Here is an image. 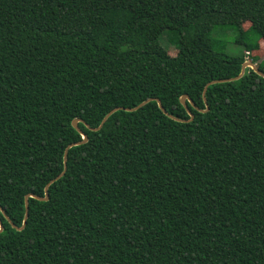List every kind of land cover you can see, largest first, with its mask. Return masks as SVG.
I'll list each match as a JSON object with an SVG mask.
<instances>
[{
  "label": "trees",
  "instance_id": "1",
  "mask_svg": "<svg viewBox=\"0 0 264 264\" xmlns=\"http://www.w3.org/2000/svg\"><path fill=\"white\" fill-rule=\"evenodd\" d=\"M261 39L264 0H0V207L17 226L83 140L74 119L197 107L79 122L88 140L26 227L0 208V264H264V77L211 84L203 111Z\"/></svg>",
  "mask_w": 264,
  "mask_h": 264
},
{
  "label": "water",
  "instance_id": "2",
  "mask_svg": "<svg viewBox=\"0 0 264 264\" xmlns=\"http://www.w3.org/2000/svg\"><path fill=\"white\" fill-rule=\"evenodd\" d=\"M250 67L252 68L253 70H255L257 73H259L261 76L264 77V72L261 70V68H259V66H257L253 61H245L242 65V70H241V73L236 76V77H233V78H228V79H222V80H214V81H210L209 83H207V85L205 86V89H204V100L206 102V105H207V108L203 111H207L209 110V106H208V102H207V97H206V91L208 89V87L211 85V84H214V83H217V82H225V81H231V80H237L239 78H241L245 72H246V69ZM151 100H156L159 104V107L161 108V110L166 114L168 115L169 117L175 119V120H178V121H183V122H186V121H192L195 117L194 113L190 110L189 108V105H188V101L190 102V104L194 107H196L194 101L191 99V97L188 95V94H184L181 96L180 98V101L181 103L184 105V107L186 108V110L188 111V113L190 114V119L189 120H186V119H181V118H178L176 116H174L173 114L169 113L162 101L159 99V98H150L144 102H142L141 104H139L138 106H135V107H116L114 109H112L105 117L104 119L102 120L101 124L98 126V127H92L90 126L88 123H86L83 119L81 118H76L72 121V125L83 135V140L82 141H76V142H72L70 143L67 148L65 149V155H64V162H65V166H64V170L62 173H60L56 178L52 179L45 187V196L44 197H41V196H38V195H35L33 193H29L25 196V205H26V212H25V217H24V222L22 224V226H17L15 223H13L9 216L6 214L5 210L0 207L4 213V215L6 216V218L10 221V223L12 224L13 227L17 228L18 230H23L25 227H26V224H27V221H28V218H29V211H30V207H29V198L30 197H34V198H37L39 200H48L49 199V187L50 185L58 180L59 178H61L66 170H67V160H68V152H69V149L73 146H76V145H79V144H82V143H85L87 140H88V135L86 133H84L82 131V129L79 127V122H84L86 124V126L91 129V130H94V131H97V130H100L103 125L105 124V122L108 120V118L117 110H120V109H124V110H127V111H135L139 108H141L142 106H144L146 103H148L149 101ZM197 108V107H196ZM4 230V224L2 222V220L0 219V233Z\"/></svg>",
  "mask_w": 264,
  "mask_h": 264
},
{
  "label": "rangeland",
  "instance_id": "3",
  "mask_svg": "<svg viewBox=\"0 0 264 264\" xmlns=\"http://www.w3.org/2000/svg\"><path fill=\"white\" fill-rule=\"evenodd\" d=\"M249 26H250L249 22H246L244 24V28L246 29L247 32L249 31ZM223 29H227V30L225 31L220 30L219 38H223L224 40L228 41L227 51L230 53H238L239 51H241L242 48L236 43L237 34H238L237 30H233L230 28H223ZM168 43H169L170 53L172 55H175L178 52V48H179L178 38H176L175 35H171V39L168 40ZM260 44L261 45L259 51L255 53V55L258 57V61L264 58V39L260 40ZM255 55H253L252 53L251 54L248 53L247 60L251 61V58ZM255 64L258 66V63Z\"/></svg>",
  "mask_w": 264,
  "mask_h": 264
}]
</instances>
